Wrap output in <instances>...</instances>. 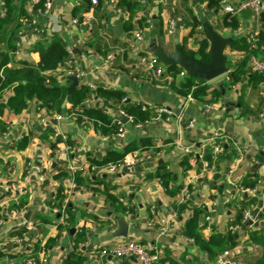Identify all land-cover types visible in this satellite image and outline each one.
<instances>
[{
	"label": "crops",
	"instance_id": "crops-1",
	"mask_svg": "<svg viewBox=\"0 0 264 264\" xmlns=\"http://www.w3.org/2000/svg\"><path fill=\"white\" fill-rule=\"evenodd\" d=\"M32 1L12 2L19 30L0 46L8 56L7 67H17L23 62L37 63L38 53L30 50L33 43L57 37L66 50L73 52L72 64L81 72L76 77L77 86L113 88L122 91L131 101L165 106L172 113L169 117L153 116L139 127L125 122V135L118 138L114 134H100L92 121L78 124L66 117L64 111L70 107L67 102L62 105L63 113L47 110L34 99L17 114L4 109L0 117V264H29L25 257L27 247H32L36 240L43 245L48 235L56 233L59 215L54 218L50 210L57 207L48 204L57 185L64 183V178L57 180L54 175L65 171L69 164L77 165V172L83 178V185L75 186L69 194L64 192V199L75 209L74 222L70 229L60 233L52 246H41L38 261L43 258L46 264H65L73 233L83 228L86 240L77 245L74 243L73 251L82 247L84 264H137L130 257L120 260L95 257L100 248L119 244L128 238L162 246L164 256L159 264H168L170 260L179 264H218L217 258L210 262L205 252L183 235L192 207L204 210L198 221L199 234L203 238L212 233L226 235L236 216L246 211L258 225L245 222L237 227L234 231L236 244L227 250V259L251 250L249 235L264 230V74L257 81L244 76L237 84L224 88L227 106L222 93L221 100L210 104L195 99L194 102L187 101L171 88L170 80L151 83L139 73L137 78L129 75L122 63L124 58L119 62L122 68L103 61L111 47H120L118 43H135L139 51L155 56L157 52L169 55L182 44L193 49L197 38L204 35L202 28L198 27L205 21L226 40L241 36L249 38L252 31L261 27V23L251 16V11L236 14L240 24L233 29L222 25L225 13L221 6L218 10H208L204 1L134 0L141 3L135 19H143L146 26L139 28L134 24L124 30L121 25L127 14L116 11L114 0H105L97 9L91 6L92 28L83 40L86 28L74 25L76 18L71 15L78 0H51L48 14L41 13L43 7L33 10L35 2ZM227 1L236 4L242 0ZM2 9L0 0V18ZM21 9L28 14L33 10L29 20L19 14ZM193 19H197L200 25L184 42L190 31L187 23ZM170 22H174L171 32L168 31ZM137 29H141L140 41L135 39ZM10 45L15 48L12 53L8 50ZM223 51L234 57L233 62L242 57L240 51L229 48L228 44ZM253 54L264 60V45ZM66 69L68 66L63 64L49 72L50 76L41 86L73 87ZM226 73L207 81V84L210 88L216 87L224 81ZM11 92V87L0 92V103L5 102ZM99 98L102 103L92 104L91 100L85 102V99L82 105L85 108L101 107L107 109L112 118L121 117L119 106ZM56 114L64 118L56 119ZM54 130L65 139L57 141L52 150L50 143ZM22 137L27 143L20 148L17 142ZM224 139L226 142L221 151L206 163L205 148ZM135 142L148 145L125 155L124 158L129 160L133 156L138 159L132 166L110 171L106 165L89 163V158L100 159L109 149H120L126 143ZM159 164L173 173L168 183L176 190L173 194L168 193L154 176ZM19 188L23 189L22 193H17ZM106 191L131 211H117L106 200ZM18 199L22 200L23 206L10 209L9 206ZM180 203L185 204L180 211L173 208L174 204ZM4 209L11 212L10 217L4 216ZM16 211H22V215ZM117 218L127 223L125 236L114 235L118 231ZM42 230H46L47 235L43 236ZM17 231H21V236L14 234ZM15 237L21 240L17 242Z\"/></svg>",
	"mask_w": 264,
	"mask_h": 264
},
{
	"label": "trees",
	"instance_id": "trees-1",
	"mask_svg": "<svg viewBox=\"0 0 264 264\" xmlns=\"http://www.w3.org/2000/svg\"><path fill=\"white\" fill-rule=\"evenodd\" d=\"M44 0H37L33 3V10L41 9L43 7ZM200 2H205V7L208 10H218L220 7V0H199ZM13 0H3L4 14L0 18V46L5 42V40L10 39L17 35L19 30V22L15 23L16 16L14 15L12 6ZM105 0H97V3L93 5V8H99ZM113 6L115 9H120L127 14L125 20L122 22V29L128 30L134 24L139 28L146 26L143 19L136 18L139 9L141 8V3L134 0H114ZM91 7L90 0H78V3L72 7L71 15L76 18L77 25L80 27L82 21V13L89 10ZM33 10L30 14L24 12L22 9L19 14L22 18L29 20L33 14ZM261 27L258 30L255 47H252L249 43V38L247 36H241L237 38H231L228 40V47L234 50H238L242 53V57L238 61H232L227 63V73L224 81L220 82L216 87L210 88L207 81L200 79L197 76H191L186 74L184 77H179L178 74L183 70L182 67L178 65H167L166 69L171 73L172 78L170 79L171 88L182 97H186L188 93L192 97L203 104H210L221 100V89L228 88L231 85L237 84L244 76H248L250 81L260 79L261 74L251 72L248 67L247 58L250 54L256 53L261 46L264 45V10L260 13ZM222 25L225 27H230L236 29L239 26V20L235 15L225 13L221 19ZM190 31L188 35L183 39L185 42L188 37H190L200 25L197 19H193L190 23ZM13 26V27H12ZM118 46L123 49L119 54L115 56L113 65L118 68H122L119 64L121 58L127 59L128 45L125 43H118ZM209 42L203 34L197 38V45L193 49L185 48V45H181L182 51L190 55L197 61L207 62L209 59L208 53ZM9 52L15 51L14 46H9ZM31 51L37 52L39 55V60L35 64H30L23 62L17 67H7L8 56L7 53L0 50V92L6 88H12L11 95L8 96L5 102L0 103V117L4 109H8L13 114L19 113L22 109L26 108L29 100L38 101L47 110L55 109L58 113H63L62 105L64 102L70 104V107L64 111L65 115L70 113L76 114V122L81 123L83 118L91 120L93 122V127L102 135L114 134L117 131V123L113 120L111 115L108 113L107 109H101V107L93 106L85 108L82 103L90 95H96L103 98L104 102L110 100L119 106L127 115H132L135 123H145L147 120L152 119L154 116V111L151 107L146 106L142 108L141 105L136 101H131L126 98V100L120 103L125 94L120 90H115L113 88H103L96 87L90 89L86 85H75L70 86H44L42 87L43 80L50 76L49 72L56 70L61 67L68 59L69 54L66 48L61 44L57 37H52L47 41L36 40ZM142 54L143 52H139ZM106 56V55H105ZM254 81V83H255ZM253 83V84H254ZM0 126L2 122L0 121ZM27 143V139L22 137L18 142L17 146L20 148L24 147ZM55 141L50 143V146L55 149ZM148 144L142 143H126L120 149H109L107 150L100 159L89 158L90 165H106L108 163H116L125 157L129 152L136 149L145 148ZM212 154V147L205 148L203 152L204 160L206 163H210ZM195 158V155H192ZM152 175V174H151ZM66 176L65 171H59L54 175V178L61 180ZM160 182L162 183L164 189L168 193H174L175 188L168 185L169 181L172 180L173 173L164 168L162 164H159L156 173L154 174ZM73 180L75 186L83 185V178L80 176L79 172H75L73 175ZM253 185V184H251ZM65 183L57 185L54 190L53 199L49 202V207H57L61 205L64 199V189ZM189 190V189H188ZM106 200L110 205H112L117 211L130 212L131 209L123 207L117 200L116 197L111 195L106 191ZM23 206L22 200L18 199L13 202L9 208L18 209ZM185 207L184 203L174 204L173 208L180 211ZM54 214L53 217L56 218L60 211H51ZM204 212L201 207H192V214L185 221L183 228V235L192 239L206 254L207 259L212 262L218 258L220 254L228 249H231L236 244L235 233L228 229L226 235L210 234L203 238L199 234V216ZM75 209L71 207L68 203L66 204L64 220L66 224H57L56 233L51 236L48 235L43 245L39 240H36L32 245V250L25 257H32L35 261H38L37 253L41 246L48 248L52 246L58 239L60 233L64 230L70 229L74 222ZM242 212H240L232 225H238L241 223ZM42 235H47L46 230H42ZM14 234L21 236V231H17ZM85 230L83 228H78L73 233V241L77 245L79 243H84L86 240ZM249 243L251 245V250H245L241 254H233L230 258L224 261L223 264H264V230L258 232H253L249 235ZM81 246L78 251L67 252L64 258L65 264H84V257L81 255ZM162 260V258H161ZM168 264H179L178 261L170 260Z\"/></svg>",
	"mask_w": 264,
	"mask_h": 264
},
{
	"label": "built area",
	"instance_id": "built-area-1",
	"mask_svg": "<svg viewBox=\"0 0 264 264\" xmlns=\"http://www.w3.org/2000/svg\"><path fill=\"white\" fill-rule=\"evenodd\" d=\"M32 2H37V0H33ZM91 6L95 5L97 3V0H90ZM1 5L3 7V0H1ZM52 6V1L51 0H44L43 1V8L41 13L42 14H48ZM220 6L222 8V11L224 13H228L231 15H236L241 13L244 10H249L251 11V16L257 23H261L260 20V13L262 10H264V0H242L239 1L236 4H232L227 0H220ZM117 12H120V9H116ZM91 12V7L89 8L88 11H86L83 14V18L81 21V25L85 26V36L83 37V40H86L87 34L90 33L91 28H92V16L90 14ZM4 14V9H2L1 16ZM73 24L77 25V20H73ZM174 27V22L169 23V32ZM201 29L202 27H198ZM258 33V29H255L252 31V33L249 36V43L252 47H255V40L256 36ZM135 39L140 41L142 39V33L141 29H137L135 32ZM128 45V50H127V59L122 60L123 66L127 70V73L129 75H132L134 77L138 76L137 73L141 74L142 77H144L147 81L151 83H157L160 81H166L170 80L172 78L171 73L167 71L166 66L160 62V60L153 54L149 53H142L140 54L138 47L136 46L135 43H130ZM68 54H69V59L64 63L65 65L68 66V70L66 71L67 74L70 75H75L76 77L81 75V72L72 64L71 57L73 56V52L68 49ZM121 51H123L122 48L120 47H111L110 51L106 54L105 57H103V61L107 63L110 66H113V61L115 59V56L119 54ZM248 62V67L251 72H255L258 74H264V60L259 59L256 57L254 54H250L247 58ZM187 74L185 70H182L179 72L178 76L179 77H184ZM137 78V77H136ZM92 88V87H91ZM91 100L92 104L94 103H102V100L96 96V95H91L90 98L86 99L85 102H89ZM126 100V97H123L120 100V103L124 102ZM186 100L187 101H192L194 102V98L190 93L186 95ZM142 108H145L146 106L151 107L154 111V116L155 118H160L162 116L169 117L171 115V110L165 106H158V105H147L145 103L138 102ZM118 112L120 113L121 117L116 116L113 118V120L117 123V131L114 133V135L118 138H122L125 135V122L122 121V117H125L127 119L126 122H130L136 126H141L142 124L135 123L134 118L132 115H127L122 109H119ZM66 117H70L72 120H76L77 116L74 113H70ZM56 119H63V115L61 114H56L55 115ZM91 120H88L86 118H83L81 121L82 124H85ZM52 141H62L65 139V136L61 135L60 133L57 132V130H54V132L51 134ZM226 142V140H221L215 143L212 147V158H215L216 155L221 151L222 149V144ZM56 152H58V147L56 149ZM137 158L134 156L132 159H127L123 158V160L116 162V163H108L106 164V167L110 171H116L119 167L122 166H132L137 162ZM79 167L77 165H72L69 164L65 168L66 176L64 177L63 181L66 184L65 188V194H69L72 189L75 187V182L73 180V175L75 172H77ZM254 191V189H251ZM23 189H18L17 193H22ZM186 192V189H185ZM66 204L67 201L66 199L63 200L59 208H53V211H60L59 216L56 220V225L57 224H66V221L64 220V215H65V209H66ZM15 213V212H14ZM16 214L22 215V211H16ZM4 216L5 217H10L11 212H9L7 209H4ZM262 216L264 217V209L262 210ZM249 218V214L245 211L242 214L241 218V223L244 224ZM250 219V218H249ZM264 219V218H263ZM240 224L233 225L231 228V231L234 232L237 227ZM163 233V230L161 231ZM19 237V236H18ZM15 241H20V238L15 237ZM192 240V239H189ZM73 245L74 242L72 240V243L68 249V251H73ZM32 250V247H27L26 251L27 254H29ZM227 255L228 252L224 251L222 254L218 256V264H223L225 260H227ZM164 256V248L162 246H159L153 242L150 241H139L137 239L133 238H128L125 241L119 243V244H114V245H109V246H104L99 249L95 257L102 259L105 257H111L114 259H122L126 257H134L137 264H159L161 258ZM41 258V257H40ZM28 263L29 264H46V261L41 258L39 261H35L32 257L28 258Z\"/></svg>",
	"mask_w": 264,
	"mask_h": 264
},
{
	"label": "water",
	"instance_id": "water-1",
	"mask_svg": "<svg viewBox=\"0 0 264 264\" xmlns=\"http://www.w3.org/2000/svg\"><path fill=\"white\" fill-rule=\"evenodd\" d=\"M202 31L204 32V37L207 38L209 42L208 53L209 59L207 62H200L192 58L190 55L182 51L180 47H176L174 51L166 55L162 52H157L156 57L162 62L165 66L167 65H178L183 68L187 72V74L191 76H197L200 79H204L206 81L213 80L227 72V63L232 62L234 57L227 53H224V47L228 44V40L221 37L206 21L203 23ZM118 32V31H117ZM72 86L77 84V78L75 75H70L68 77ZM222 100L225 105H229L228 98L224 95V89H221ZM122 121L126 122L127 119L122 117ZM118 231L116 232V236H125L127 234V223L123 219H116ZM247 224H253L254 226L258 225V222L252 221V219H248L246 221ZM264 224V222H263ZM73 228H71V232H73ZM130 259L135 260L134 257H130Z\"/></svg>",
	"mask_w": 264,
	"mask_h": 264
}]
</instances>
